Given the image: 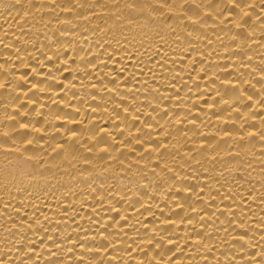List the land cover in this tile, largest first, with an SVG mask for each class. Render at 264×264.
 <instances>
[{"label": "bare ground", "instance_id": "1", "mask_svg": "<svg viewBox=\"0 0 264 264\" xmlns=\"http://www.w3.org/2000/svg\"><path fill=\"white\" fill-rule=\"evenodd\" d=\"M0 264H264V0H0Z\"/></svg>", "mask_w": 264, "mask_h": 264}]
</instances>
